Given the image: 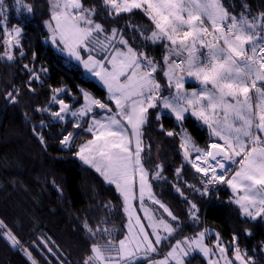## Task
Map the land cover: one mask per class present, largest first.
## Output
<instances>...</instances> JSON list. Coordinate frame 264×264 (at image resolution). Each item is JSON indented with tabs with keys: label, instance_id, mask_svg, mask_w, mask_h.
<instances>
[{
	"label": "snow or ice",
	"instance_id": "1",
	"mask_svg": "<svg viewBox=\"0 0 264 264\" xmlns=\"http://www.w3.org/2000/svg\"><path fill=\"white\" fill-rule=\"evenodd\" d=\"M33 25L62 64L103 92L78 85L73 96L49 84L45 103L24 112L30 132L44 151L57 141L93 170L117 203H97L105 211L95 222L79 221L83 250L75 261L35 219L25 241L0 218V239L25 264H192L197 256L201 264H264V241L251 249L240 243L253 235L249 225L264 222V3L256 11L250 0H0V63L19 64L24 94L38 96L33 85L43 88L49 69L37 67L25 46ZM21 96L13 82L0 91L5 107ZM168 117L172 128L164 126ZM189 118L207 130L204 147L184 127ZM150 125L178 140L174 182L153 162ZM169 183L187 223L155 191ZM51 185L63 195L54 178ZM222 186L240 218L228 241L201 218L205 205L214 210ZM121 212L119 228L111 227L109 217Z\"/></svg>",
	"mask_w": 264,
	"mask_h": 264
},
{
	"label": "trees",
	"instance_id": "2",
	"mask_svg": "<svg viewBox=\"0 0 264 264\" xmlns=\"http://www.w3.org/2000/svg\"><path fill=\"white\" fill-rule=\"evenodd\" d=\"M227 4L238 0H225ZM253 9L258 11L264 0H250ZM237 10H239L237 8ZM14 16V14H13ZM140 22V21H138ZM35 25L26 27L23 37L26 48L35 51L36 66L44 65L49 69L43 88L36 87L38 96L26 93L22 86L25 75L20 65L8 66L0 63V91L8 82L22 87L20 104L8 105L0 99V218L13 226L22 240L31 238L33 220L38 221V231L52 237L62 248L70 251L69 259L75 261L83 250V236L77 231L79 221L85 216L92 217L94 223L105 210L96 208L97 203L111 201L116 204L114 192L107 186H101L97 174L86 169L80 162L75 161L70 154L58 148V142L49 140V148L44 151L30 132V125L26 122L24 112L29 114L37 105H42L48 99L47 86L64 85L73 96L78 95L77 86L86 88L95 95H102L100 85L90 77L81 78V72L70 70L60 62V54L47 43L43 35H38ZM31 52L28 53L29 62ZM90 81V82H88ZM191 85V84H190ZM37 115L36 121L38 122ZM166 128L174 127V119L168 117L164 120ZM184 127L192 134L197 144L204 147L208 140L207 130L197 125L194 119L185 121ZM58 132L59 126L52 129ZM84 137H80L83 139ZM146 143H151L153 162H162L166 167L165 175L170 182H174V168L179 165V157L175 146L178 140L161 135L155 126L146 129ZM62 188L61 196L52 187V179ZM193 182L191 173L187 176ZM155 191L160 198L168 203L180 217L187 223L184 216L182 199L175 193L171 183L157 187ZM187 191V190H186ZM187 194L191 196V192ZM231 190L222 186L219 192V201L213 197L214 210L207 211V205L202 208V226L221 233L223 239L228 241L232 230L240 223V218L234 205L228 204ZM95 214V215H93ZM122 212L109 217L111 227L119 228ZM183 226V225H182ZM253 235L241 238V247L255 248L264 241V222L249 225ZM190 234L177 233V235ZM0 264H25V258L15 249H12L3 239H0ZM192 264H201L199 256Z\"/></svg>",
	"mask_w": 264,
	"mask_h": 264
},
{
	"label": "rangeland",
	"instance_id": "3",
	"mask_svg": "<svg viewBox=\"0 0 264 264\" xmlns=\"http://www.w3.org/2000/svg\"><path fill=\"white\" fill-rule=\"evenodd\" d=\"M47 43H49V42H47ZM50 44V43H49ZM51 45V44H50ZM53 47V46H52ZM54 48V47H53ZM191 82V81H190ZM33 255L37 258V259H39V260H43V258H42V256H41V253H40V251L39 250H34V252H33Z\"/></svg>",
	"mask_w": 264,
	"mask_h": 264
},
{
	"label": "crops",
	"instance_id": "4",
	"mask_svg": "<svg viewBox=\"0 0 264 264\" xmlns=\"http://www.w3.org/2000/svg\"><path fill=\"white\" fill-rule=\"evenodd\" d=\"M192 83H193V82H190V81H189V84H191V85H192ZM193 86H194V85H193Z\"/></svg>",
	"mask_w": 264,
	"mask_h": 264
}]
</instances>
